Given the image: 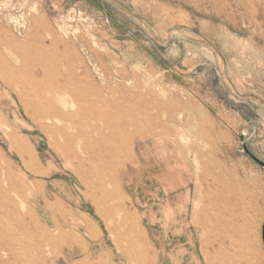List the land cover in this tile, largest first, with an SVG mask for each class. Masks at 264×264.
Returning <instances> with one entry per match:
<instances>
[{"label": "rangeland", "instance_id": "1", "mask_svg": "<svg viewBox=\"0 0 264 264\" xmlns=\"http://www.w3.org/2000/svg\"><path fill=\"white\" fill-rule=\"evenodd\" d=\"M3 61L140 119L104 129L111 158L96 136L97 160L75 161L0 79V190L9 175L34 182L28 205L12 194L16 211L0 196L18 264H264V169L245 152L264 162V0H0ZM11 133L47 178L29 174Z\"/></svg>", "mask_w": 264, "mask_h": 264}, {"label": "bare ground", "instance_id": "2", "mask_svg": "<svg viewBox=\"0 0 264 264\" xmlns=\"http://www.w3.org/2000/svg\"><path fill=\"white\" fill-rule=\"evenodd\" d=\"M50 56L51 54L47 51L35 53L37 60L47 59ZM14 62H19V60L15 59ZM29 66L30 64L24 61L22 68L26 69L28 73L30 69ZM12 69L13 67L9 62L3 61L0 63L1 81L8 88L20 93L22 98L20 101L27 112L31 114L34 123L41 125L42 132L47 134L51 140L56 141L55 144L58 149L67 158L74 153L76 155V161L78 158L77 154H80L84 150L87 157H95V160H97L96 151L98 147L93 140L96 136H98L99 139L101 138L102 141H100L104 143L99 150H102L111 158V152L105 149V143L107 139L111 140L112 137L108 135L105 136L104 129H107V134H114L116 129H123V131H125L127 127H132L134 124L140 123L139 117H123L117 114L110 116L109 112L104 111L109 106L108 103L102 104L98 99H83L80 97H73V99H70L64 97L62 88L59 84L52 85L49 82L47 83L46 80L51 79V75L44 70H38L37 68L32 75H17ZM115 106L118 109H124L121 103ZM115 106H110L109 108L112 109L115 108ZM38 119L41 123L37 122ZM101 123H103L104 126H102ZM7 137L10 145L9 147L12 151L17 153L22 165L28 170L31 176L35 178L42 176L43 179L48 176L46 171L38 168V159L33 149L25 140L17 137L15 133H11ZM98 160L100 161L99 158ZM79 161L81 162V159H79ZM111 166L112 163L110 162V167ZM86 174L87 173L83 172L78 173L83 179L87 178ZM27 178H29L28 175ZM6 181L11 188L8 190H0V196L9 201L11 200L10 206L14 211H16L17 208H15L12 199L13 193L21 198L22 203L28 205L24 191L26 189L32 192V183L34 182L30 181L25 183L24 188H21L14 182L11 175L7 176ZM0 183L2 182L0 181ZM229 191V186L227 185L220 190L221 193ZM30 195L32 196V193L28 194L27 198H29ZM30 222L32 225L34 224L37 226L38 224L37 220L33 219L32 216L30 217ZM3 226L2 218L0 217V264H18L21 259L19 256L21 252L19 250L24 249L21 238L17 233L11 234L8 231L6 232ZM37 228L39 227L37 226ZM42 231L46 232V230ZM133 231L135 233L134 227ZM137 245L136 247L139 248V244ZM20 246H23V248H18ZM145 251L146 256L151 254L149 249ZM23 254H25V252H23ZM23 257L24 256H22V258ZM48 262V259H45L43 264H47ZM135 262L139 263L140 261Z\"/></svg>", "mask_w": 264, "mask_h": 264}, {"label": "water", "instance_id": "3", "mask_svg": "<svg viewBox=\"0 0 264 264\" xmlns=\"http://www.w3.org/2000/svg\"><path fill=\"white\" fill-rule=\"evenodd\" d=\"M245 152L248 155H250V157L253 159V161H255L256 163H258L264 169V162L260 161L254 155H252L251 152L246 147H245ZM263 240H264V227H263Z\"/></svg>", "mask_w": 264, "mask_h": 264}, {"label": "crops", "instance_id": "4", "mask_svg": "<svg viewBox=\"0 0 264 264\" xmlns=\"http://www.w3.org/2000/svg\"><path fill=\"white\" fill-rule=\"evenodd\" d=\"M119 185V184H118ZM119 192L121 193V191H120V189H119ZM122 194V193H121ZM126 215V218H129V216L130 215H128V214H125ZM131 217V216H130ZM137 220V219H136ZM138 221V228H139V220H137ZM129 229L131 230V232H134L133 231V227L131 226V225H129ZM143 238H141V240H142ZM144 239H145V237H144ZM139 240V239H138Z\"/></svg>", "mask_w": 264, "mask_h": 264}]
</instances>
